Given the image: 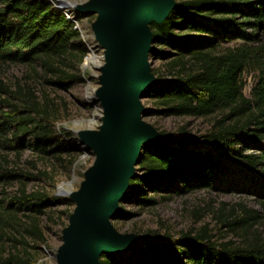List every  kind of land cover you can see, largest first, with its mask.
Segmentation results:
<instances>
[{
	"label": "trees",
	"instance_id": "obj_1",
	"mask_svg": "<svg viewBox=\"0 0 264 264\" xmlns=\"http://www.w3.org/2000/svg\"><path fill=\"white\" fill-rule=\"evenodd\" d=\"M86 16L79 13L75 22L51 0H0V64H38L43 72L35 73L54 88L82 82L75 69L87 46L76 24ZM142 26L147 55L164 61L165 74L153 76L140 95L157 101L156 112L163 115L217 116L200 135L182 127L141 141L137 168L117 203L133 196L148 207L157 203L155 194L216 189L248 192L259 209L239 203L216 212L220 228L239 242L216 239L206 223L176 237L149 230L129 236L120 249L101 248L95 264H264V0H170ZM49 101L29 83L13 88L0 80V147L27 146L59 160L69 156L73 148L54 129ZM6 159L0 155V183L31 175L7 167ZM9 199L4 210L15 205L25 215L43 213L50 200L25 186ZM127 215L119 205L110 219ZM34 234L41 235L37 226ZM32 256L26 250L24 257L10 254L0 264H31Z\"/></svg>",
	"mask_w": 264,
	"mask_h": 264
},
{
	"label": "rangeland",
	"instance_id": "obj_2",
	"mask_svg": "<svg viewBox=\"0 0 264 264\" xmlns=\"http://www.w3.org/2000/svg\"><path fill=\"white\" fill-rule=\"evenodd\" d=\"M51 1L76 21L77 15L82 13L77 6L90 0ZM100 19L101 15L93 14L77 22L81 38L87 46L85 56L87 61L92 60L86 67H82L81 63L75 69V72L83 77L82 82L74 83L68 88H54L35 73L43 72L38 64H0V80L8 86L15 88L18 83H29L37 95L43 92L49 97L53 127L73 148L69 156L62 155V160H59L33 152L27 146L8 150L0 147V155L7 158V167L31 174H25L26 176L8 184L0 183V260L10 254L24 257L27 250L33 253L31 264H57V256L65 245V233L77 207L74 195L82 191L83 185L88 181L86 173L98 160V154L86 146L85 134H101L105 125L106 112L95 94V91L102 87L103 74L100 67L107 64V49L99 40L96 30ZM146 65L151 76L161 72L165 74V63L161 59L147 55ZM246 80L249 84V75H246ZM248 91L249 86H246L244 92L247 94ZM139 105V121L156 132L167 131L176 134L184 127L189 135H200L210 128L212 120L217 116L215 114L194 118L163 115L156 112L161 108L160 104L147 97L139 98ZM30 143L29 137L24 140V144L29 146ZM136 166L133 165V171ZM23 186L27 192L35 190L49 197L43 213L25 215V211H16L15 205L14 211L4 210L11 203L10 196L17 193L18 187ZM155 196L157 203L148 207L140 206L133 196L129 201L117 203L116 209L120 205L128 215L122 219L108 220L114 233L120 236H134L136 232L156 230L160 234L168 233L176 237L180 231L198 229L206 223L213 230L216 239L239 242L238 238L224 233V228H220L219 222L216 221V212L222 208L229 211L239 203L259 209L257 201L249 196L248 192L198 189L185 194L163 193ZM34 226H37L40 236L34 234ZM31 230L32 233L29 232Z\"/></svg>",
	"mask_w": 264,
	"mask_h": 264
},
{
	"label": "water",
	"instance_id": "obj_3",
	"mask_svg": "<svg viewBox=\"0 0 264 264\" xmlns=\"http://www.w3.org/2000/svg\"><path fill=\"white\" fill-rule=\"evenodd\" d=\"M169 3L170 0H90L77 6L82 13L101 15L96 30L107 49V64L100 67L102 87L95 94L106 116L101 134H85L86 146L98 154V160L86 173L88 181L82 191L74 195L77 207L57 264H95L101 248L120 249L130 240L129 235L114 233L108 220L136 164L139 143L156 133L139 121L140 90L153 78L146 65L148 34L142 22L158 18ZM86 59L85 56L82 67L87 66Z\"/></svg>",
	"mask_w": 264,
	"mask_h": 264
},
{
	"label": "built area",
	"instance_id": "obj_4",
	"mask_svg": "<svg viewBox=\"0 0 264 264\" xmlns=\"http://www.w3.org/2000/svg\"><path fill=\"white\" fill-rule=\"evenodd\" d=\"M64 13L66 14V16H67L68 18H71L70 15H69L67 12L64 11ZM71 19H72V18H71ZM76 26H77V24H76Z\"/></svg>",
	"mask_w": 264,
	"mask_h": 264
},
{
	"label": "bare ground",
	"instance_id": "obj_5",
	"mask_svg": "<svg viewBox=\"0 0 264 264\" xmlns=\"http://www.w3.org/2000/svg\"><path fill=\"white\" fill-rule=\"evenodd\" d=\"M91 59H93V58H91ZM91 61H92V60H90V61L88 60V61H87V59H86L87 64H89Z\"/></svg>",
	"mask_w": 264,
	"mask_h": 264
}]
</instances>
